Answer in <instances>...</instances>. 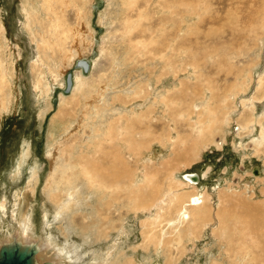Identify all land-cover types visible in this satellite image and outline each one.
<instances>
[{
	"label": "rangeland",
	"instance_id": "374dc122",
	"mask_svg": "<svg viewBox=\"0 0 264 264\" xmlns=\"http://www.w3.org/2000/svg\"><path fill=\"white\" fill-rule=\"evenodd\" d=\"M0 31V241L47 243L36 264L264 259V0H0Z\"/></svg>",
	"mask_w": 264,
	"mask_h": 264
},
{
	"label": "bare ground",
	"instance_id": "6f19581e",
	"mask_svg": "<svg viewBox=\"0 0 264 264\" xmlns=\"http://www.w3.org/2000/svg\"><path fill=\"white\" fill-rule=\"evenodd\" d=\"M192 5V4H191ZM187 6V5H186ZM189 6V5H188ZM59 27V26H58ZM60 29V28H59ZM1 32V31H0ZM2 33V32H1ZM70 34V33H69ZM1 43V42H0ZM1 47V46H0ZM1 49H2V47H1ZM5 49V48H4ZM5 60V59H4ZM77 61H79V62H84V63H87L88 65V70H87V72L86 73H83V71H82V69H81V67H76L75 66V64H76V62ZM76 62L74 63V66H73V69H75V70H79L80 71V73H81V75L83 76V77H87L88 76V74H90L89 72H90V69H91V65H90V63H89V61H87L86 59H78V60H76ZM72 74L71 72H68V73H66V75H65V85H64V88H63V90H65L66 89V86H67V82H66V76L68 75V74ZM83 81V80H82ZM261 81V80H260ZM74 87V78H73V75H72V77H71V87L69 88V92L68 93H63V90H61V94L63 95V96H68L70 93H71V91H72V88ZM261 89H260V92H259V95H260V97L262 96V94L264 93V79L261 81V87H260ZM7 101V100H6ZM6 103V102H5ZM54 104V103H53ZM56 105V104H55ZM263 129V128H262ZM197 135H199V142H200V144H205L206 142L208 143V136H210L211 135V133H210V131H209V128H207V131H205L204 129H201V130H199V132H198V134ZM262 135L264 136V131L262 132ZM264 139V138H263ZM150 141V140H149ZM209 144V143H208ZM100 145V144H99ZM159 153V150H156L152 155H151V157H150V159H151V161L152 160H154L156 157H155V154H158ZM121 160V159H120ZM109 166V165H108ZM124 166V165H123ZM83 167V166H82ZM97 168V166L95 167L94 165L93 166H90V167H88L87 169L86 168H84V171L83 172H85V174H87L88 175V172L90 173L91 172V174L90 175H92V173L94 174V175H97L96 174V169ZM172 168V167H171ZM125 169H127V168H125ZM132 170V169H131ZM111 171V170H110ZM112 171H114V170H112ZM135 171V170H134ZM255 173H258V175H259V171L257 170ZM98 174H99V172H98ZM89 175V176H90ZM185 176H183V181H185V182H187V183H189V184H191V185H194V186H197L198 187V184L196 183V179H197V175H195V174H193V173H188V174H184ZM88 176V177H89ZM98 176V175H97ZM121 176V175H120ZM147 178H148V176H146ZM115 178V177H114ZM150 179V183H151V186L153 187V189L155 190V189H158V187H159V185L157 184V182L155 183V182H153L152 180H153V176L151 177H149ZM155 178V177H154ZM90 179V178H89ZM94 180V179H93ZM97 180V179H96ZM58 181V180H57ZM95 181V180H94ZM132 181V180H131ZM145 181V180H144ZM170 181V180H169ZM191 181V182H190ZM107 182V181H106ZM114 182V181H113ZM128 182V181H127ZM146 182H147V180H146ZM173 182V181H172ZM131 183V182H130ZM112 184V183H111ZM145 184H149V183H145ZM109 185V184H108ZM130 185V184H129ZM158 185V187H156ZM178 185L179 186H184L182 183H180V182H178ZM187 185V184H186ZM148 186H150V185H148ZM150 188V187H149ZM170 188V187H169ZM171 188H172V186H171ZM51 190V189H50ZM25 191V190H24ZM130 191V190H129ZM151 191H152V193L151 194H153V190L151 189ZM150 191V192H151ZM143 192V191H142ZM141 192V193H142ZM141 193H140V195H141ZM148 193H149V191H148ZM156 193V192H155ZM24 194V193H23ZM52 194V193H51ZM143 194V193H142ZM147 195V194H146ZM23 196V195H22ZM137 200H138V198H139V195L137 194ZM149 196V195H148ZM136 197V196H135ZM147 196H143L142 197V200L143 201H145V200H147V199H150V198H152V195L150 196V198H147V199H145ZM182 196L181 195H176L175 196V199H180ZM184 197V196H183ZM198 197H201V196H197V197H195V198H193V197H190L189 198V201H191V199H192V202L191 203H194V204H196V203H200V205H202L203 204V202H205L204 201V198L202 197L201 199H199ZM133 199V198H132ZM136 199V198H135ZM145 199V200H144ZM162 199V198H161ZM22 200V199H21ZM140 200V199H139ZM134 201V200H133ZM154 201H156V200H154ZM147 202V201H146ZM146 202H144V203H146ZM144 205V204H143ZM143 205H142V207H143ZM146 205V204H145ZM200 205L199 206H196V208H198V207H200ZM149 206L151 207V206H153V204H149ZM137 208V207H136ZM144 208H145V206H144ZM147 208V207H146ZM149 208V207H148ZM176 209V208H175ZM149 211V210H148ZM183 211V210H182ZM221 214V213H220ZM191 216V215H190ZM250 218V217H249ZM199 219L200 220H202L203 218H202V216H200L199 217ZM219 219H220V216H219ZM103 220V219H102ZM178 220V221H177ZM176 221L177 222H179V223H181V219H177ZM196 220H198L197 218H196ZM199 221V220H198ZM176 222V223H177ZM251 222V221H250ZM155 223V222H154ZM178 223V224H179ZM224 221H220V231H221V233H222V231L226 228V226L224 225ZM238 223V222H237ZM246 224V223H245ZM252 224V223H251ZM151 225V224H150ZM227 225V224H226ZM224 226V227H223ZM253 226V225H252ZM251 226V227H252ZM225 232H227V231H225ZM225 232H223V233H225ZM260 233V232H259ZM258 233V234H259ZM198 234V233H197ZM154 235H156V233H154L153 231L151 232V234H149L148 236H150V238H152V240H153V242H154V244L155 243H158L159 241H160V239L161 238H158V239H156L155 237L156 236H154ZM194 235V234H193ZM262 235V234H261ZM146 236H147V234H146ZM152 236V237H151ZM250 236V235H249ZM254 236V235H253ZM180 237V236H179ZM256 237V236H255ZM257 237H259L260 238V236L258 235ZM149 238V239H150ZM148 239V238H147ZM261 239H263V238H261ZM152 240H150V241H152ZM159 240V241H158ZM255 240V239H254ZM259 240V239H258ZM14 241H16V242H18V243H20V244H22V245H29V246H33V247H35L36 249H37V252H36V255H35V258H34V261H35V259L36 258H38V259H40V258H42V257H46V255L45 254H50L51 253V248L49 247V245L47 244V243H39V241H36V240H34V239H32L31 237H27V235H24L23 233H18L17 234V237L15 238V240H14V236L12 237V238H10V239H8V240H6V241H0V247L1 246H3V245H5V244H10V243H12V242H14ZM162 241V240H161ZM256 241V240H255ZM162 243V242H161ZM262 243V242H261ZM160 244V243H159ZM258 244H260V243H258ZM162 245V244H161ZM259 246V245H258ZM244 247V246H243ZM248 248H250V247H248ZM256 248V247H255ZM260 248V247H259ZM262 248V247H261ZM260 248V249H261ZM264 248V247H263ZM169 250V249H168ZM243 252V251H242ZM264 252V251H263ZM237 253V252H236ZM48 254V255H49ZM253 256V255H252ZM128 260V259H127ZM126 260V261H127ZM172 261V260H171ZM171 261L169 260V263H167V264H173V263H171ZM175 261V260H174ZM252 261V264H264V259H261L260 257H257L256 259H253V260H251ZM244 262V261H243ZM35 264H36V262H35ZM49 264H52V263H49ZM54 264H57L56 262L54 263ZM130 264V263H129ZM133 264V263H132ZM249 264V263H248Z\"/></svg>",
	"mask_w": 264,
	"mask_h": 264
},
{
	"label": "water",
	"instance_id": "95a60500",
	"mask_svg": "<svg viewBox=\"0 0 264 264\" xmlns=\"http://www.w3.org/2000/svg\"><path fill=\"white\" fill-rule=\"evenodd\" d=\"M88 64L77 61L75 66L81 67L83 73L88 70ZM72 74L66 76L67 86L63 93H68L71 87ZM37 249L33 246L22 245L16 241L0 247V264H35Z\"/></svg>",
	"mask_w": 264,
	"mask_h": 264
}]
</instances>
